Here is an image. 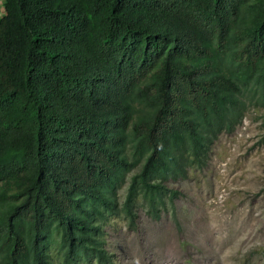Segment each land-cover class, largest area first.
<instances>
[{
	"label": "trees",
	"instance_id": "obj_1",
	"mask_svg": "<svg viewBox=\"0 0 264 264\" xmlns=\"http://www.w3.org/2000/svg\"><path fill=\"white\" fill-rule=\"evenodd\" d=\"M250 102L264 0H3L0 264H115L105 226L158 215Z\"/></svg>",
	"mask_w": 264,
	"mask_h": 264
},
{
	"label": "rangeland",
	"instance_id": "obj_2",
	"mask_svg": "<svg viewBox=\"0 0 264 264\" xmlns=\"http://www.w3.org/2000/svg\"><path fill=\"white\" fill-rule=\"evenodd\" d=\"M208 154L168 179L177 193L158 215L140 203L133 225L117 217L105 226L115 264H264V105L250 102Z\"/></svg>",
	"mask_w": 264,
	"mask_h": 264
}]
</instances>
